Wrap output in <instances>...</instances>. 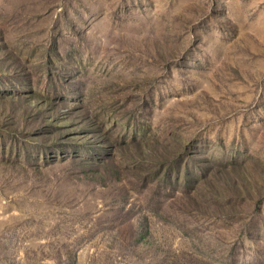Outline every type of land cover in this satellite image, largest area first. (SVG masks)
Here are the masks:
<instances>
[{
	"label": "rangeland",
	"instance_id": "obj_1",
	"mask_svg": "<svg viewBox=\"0 0 264 264\" xmlns=\"http://www.w3.org/2000/svg\"><path fill=\"white\" fill-rule=\"evenodd\" d=\"M0 264H264V0H0Z\"/></svg>",
	"mask_w": 264,
	"mask_h": 264
}]
</instances>
